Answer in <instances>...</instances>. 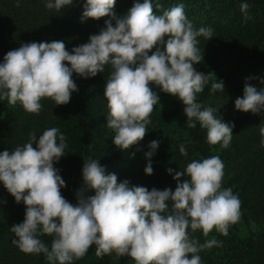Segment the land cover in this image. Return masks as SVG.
Listing matches in <instances>:
<instances>
[{"label": "clouds", "instance_id": "obj_1", "mask_svg": "<svg viewBox=\"0 0 264 264\" xmlns=\"http://www.w3.org/2000/svg\"><path fill=\"white\" fill-rule=\"evenodd\" d=\"M72 4L73 0H46L45 7L59 11ZM115 5L116 0H85L81 22L110 19L71 52L63 40L25 42L8 51L0 62V101L19 103L26 112L39 114L43 99L56 106L70 102L78 90L74 73L91 78L110 65L104 91L106 125L115 133L112 142L117 149L127 150L146 136L160 103L154 89L182 102L187 127L195 128L198 121L207 130L209 144L227 148L234 124L222 122L214 115L216 109L197 102V94L210 80V73L194 68L201 61L198 37L211 39L212 28H195L183 4L157 14L160 4L154 9L153 0H133L120 17L113 11ZM248 8L246 2L240 6L246 19ZM251 79L264 85V78H247L234 107L264 113V87L257 89L248 82ZM216 90L224 91L223 81L211 84V92ZM259 135L264 147V127ZM159 144L153 140L147 146L146 175L153 174L151 158ZM66 147L65 136L51 127L39 136L29 133L23 146L0 152V183L17 204L25 205L23 222L10 227L16 237L12 242L25 254L43 253L49 264H73L93 245L97 256L114 252L131 257L135 264H201L198 253L220 242L201 244L188 230H200L205 237L213 229L227 235L228 227L240 219V200L231 188L222 189L224 164L219 156L194 159L183 170L168 168L176 181L174 191L130 186L127 179L106 174L99 161L84 160L82 182L71 203L62 195L66 183L54 167ZM179 151L188 154L184 144ZM45 235L52 237L50 247L40 239Z\"/></svg>", "mask_w": 264, "mask_h": 264}, {"label": "trees", "instance_id": "obj_2", "mask_svg": "<svg viewBox=\"0 0 264 264\" xmlns=\"http://www.w3.org/2000/svg\"><path fill=\"white\" fill-rule=\"evenodd\" d=\"M18 2L19 6H17ZM84 2L85 0H73L71 6L57 11L47 9L46 0H0V62L8 51L20 47L25 42L63 40L69 52L73 47L87 43L89 36L98 34L105 27V20L110 18L86 19L81 22ZM154 2L155 0H153V6L156 4ZM252 2L253 5H260L264 0H252ZM116 3L119 10L113 11L117 17H120L126 14L122 13L123 9L125 11L130 9L133 0H116ZM193 25L197 29L201 27L194 23ZM210 27L213 30L211 39L198 37L201 61L195 64L194 68L205 75L210 73V80L205 85V90L197 94V102L202 107H212L217 110L218 103L211 93L212 82L223 81L225 87L236 93L237 97H242L247 78L264 77L255 71V67L246 58L247 51L249 47L251 48V41H247L244 34L221 32L214 25ZM252 36L257 43L264 45V31L257 28ZM110 71L111 66L106 65L104 72L98 73L95 77L82 78L74 73L72 78L78 90L72 93L70 102L56 106L51 99H43L39 114L26 112L19 103L10 105L7 100L0 101V152L12 151L17 146H23L29 141V133L35 132L39 136L49 127H57L65 136L67 144L65 155L54 164V167L60 170L59 174L66 183V187L61 189L62 195L71 203H75V192L82 182L84 160H97L105 167L106 174L114 173L118 181L127 179L130 186H137L136 175L123 167L130 161L134 153V145L123 151L117 149L112 142L115 133L106 125L107 102L104 91ZM248 82L257 89L264 87L257 79H251ZM154 90L163 95L168 103L155 106L150 119L166 122L181 117L184 121L183 128L187 133L184 140L186 150L197 153L200 160L219 156L223 161L225 157L233 152L238 153L242 149L235 136L232 137L227 148L223 147L222 143L209 144L207 130L201 128L198 121H195V128L187 127L184 105L180 100L160 92L159 89ZM214 115L219 117L218 111ZM261 115L264 118V113ZM236 178L239 180L241 175H237ZM222 187L228 188L224 177ZM232 192L241 202L240 220L250 234L244 244L245 251L240 258L243 262H248L250 258V262L258 253L259 249L256 248L260 247V250L264 251V227L254 230L253 223L256 219L246 212L247 200L242 184L241 190L232 189ZM24 215L23 202L17 204L14 197L0 183V264L49 263L43 253L25 254L13 244L12 241L16 237L10 231V227L22 223ZM40 239L50 247L52 237L45 235ZM87 253L92 255V264H130L132 260L127 255L118 256L117 261L113 263L110 254L97 256L95 245L90 247ZM201 264H204L202 260Z\"/></svg>", "mask_w": 264, "mask_h": 264}, {"label": "rangeland", "instance_id": "obj_3", "mask_svg": "<svg viewBox=\"0 0 264 264\" xmlns=\"http://www.w3.org/2000/svg\"><path fill=\"white\" fill-rule=\"evenodd\" d=\"M245 2L249 5L248 19L245 18V13L240 10L241 4ZM154 3L161 5L159 9H155L156 4L154 5L157 14H162L163 10L183 4L186 17L196 26L210 27L214 25L221 32L231 31L236 34H244L247 41H251V48L249 47L246 58L255 67V71L264 77V45L257 43L252 36L257 28L264 31V2L260 5H253L252 0H155ZM131 7L132 5H130ZM116 10H119L117 3L114 8V11ZM123 12L127 13L124 9ZM211 93L213 99L218 103L219 117L217 118H220L222 122L234 124L232 137L238 138L242 146L238 153L233 152L222 161L225 183L228 188L238 189V191L241 190L242 184L247 200L246 212L250 217L256 219V222L253 223L254 230L263 229L264 147L260 146L259 128L264 127V118L261 113L253 114L236 110L234 102L237 94L225 86L224 91L216 90ZM158 94L160 103L156 106L166 105L168 100L160 93ZM183 123V119L177 117L166 122L151 120V123L147 125L146 136L138 145H134V153L130 161L123 166L127 171L136 175L137 186H144L149 190L152 188L163 190L169 187L174 191L176 181L173 180L172 175L168 174L167 169L183 170L192 160H200V156L193 151H187V156L180 154L179 146L184 144L187 137ZM153 140L160 141V144L151 158L153 174L146 175L144 168L148 161L145 153L149 150L148 144ZM239 174L241 178L238 180L236 176ZM222 189L225 188L222 187ZM188 231L190 237L197 239L201 244L211 239L220 242L218 246L204 249L198 253L204 264H264V251L260 250V247L256 248L259 250L252 261L249 262L250 258H248V262H243L240 258V255L245 251L244 244L250 235L240 219L228 227L227 235H223L215 229L207 237L200 230L192 232L189 229ZM110 255L111 261L115 263L118 256L114 252ZM92 262V255L86 253L82 258L73 261V264H92ZM130 264H135V261L132 259Z\"/></svg>", "mask_w": 264, "mask_h": 264}]
</instances>
